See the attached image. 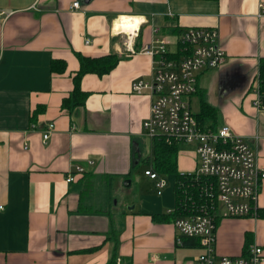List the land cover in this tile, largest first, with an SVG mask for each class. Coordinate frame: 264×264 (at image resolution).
I'll list each match as a JSON object with an SVG mask.
<instances>
[{
	"label": "crops",
	"instance_id": "1",
	"mask_svg": "<svg viewBox=\"0 0 264 264\" xmlns=\"http://www.w3.org/2000/svg\"><path fill=\"white\" fill-rule=\"evenodd\" d=\"M74 2L80 9L72 8ZM261 3L0 0V264H197L204 249L177 245L167 216L176 201L172 176L161 195L142 193L123 215L93 198L89 186L118 175L128 178L137 167L132 165L133 144L141 153L138 165L143 150L151 152L143 126L151 98L132 91L133 82L149 79L153 69V59L140 50L154 38H165L168 52L175 53L181 32L189 28L218 30L225 63L201 71L198 88L221 117L216 126L228 125L251 140L264 173V114L253 107L251 93L264 59ZM122 16L136 19L129 43L124 42L129 32H113ZM110 54L118 63L109 74L81 80L88 93L85 104L63 109L79 69L78 55ZM59 59L66 71L53 73L51 62ZM39 107L43 110L33 122ZM48 123L55 129L44 141ZM188 154L193 161L181 173L196 168L197 156ZM177 162L180 172V158ZM78 164L84 173L68 183V171ZM257 207L264 210V179ZM215 237L217 256L240 257L254 243L264 249V217L219 218Z\"/></svg>",
	"mask_w": 264,
	"mask_h": 264
},
{
	"label": "built area",
	"instance_id": "2",
	"mask_svg": "<svg viewBox=\"0 0 264 264\" xmlns=\"http://www.w3.org/2000/svg\"><path fill=\"white\" fill-rule=\"evenodd\" d=\"M80 6L79 2L72 4L75 9H80ZM259 6L264 16V4ZM3 15L4 12L0 11V20ZM154 31L157 32L158 28ZM120 34L124 33L117 35ZM134 35L127 34L124 42L129 43ZM85 43L90 44L91 39L87 38ZM167 44L165 38H154L142 47L140 52L153 59L152 74L147 80L133 82L132 91L150 95V115L143 123L149 139L160 137L168 143L193 144L196 148L195 170L182 173L191 177L187 184L191 188L184 190L183 205L188 206V212L173 221L176 243L181 246L187 238L199 239L204 252L197 264H264V249L255 243L249 246L247 255L243 257L217 256L215 252L216 220L258 217L257 200L264 179L257 163L258 152L249 138L236 135L228 125L202 124L191 110L189 99L199 90L198 74L225 63L218 30L189 28L182 31L179 45L189 54L181 60L170 57L169 54L173 53L168 52ZM251 93L253 107L264 114V86L259 69ZM31 127L36 126L32 124ZM54 129L53 123L46 125L42 132L44 141L49 139ZM253 139L258 142L260 137ZM87 162L94 164L92 160ZM84 171L82 165H75L68 171L66 181L73 182L75 176ZM144 175L156 181L157 194L161 195L168 185L169 176L161 177L153 170H145Z\"/></svg>",
	"mask_w": 264,
	"mask_h": 264
},
{
	"label": "trees",
	"instance_id": "3",
	"mask_svg": "<svg viewBox=\"0 0 264 264\" xmlns=\"http://www.w3.org/2000/svg\"><path fill=\"white\" fill-rule=\"evenodd\" d=\"M189 53L184 52L181 45L178 46L177 51L173 54H169L170 57H175L178 60L186 57ZM79 58V69L73 75V90L69 98L64 99L62 102L63 109L71 110L77 106H82L85 104L86 98L88 97V93L83 92L81 89V80L85 75L94 74L99 77L109 74L117 65L118 57L116 55H103L98 57H86L82 55H78ZM260 78L262 85L264 86V59L260 61L259 67ZM51 70L53 73H64L66 71V64L63 60H53L51 62ZM199 99V107L200 110L196 113V118L202 124H214L216 125L218 118V111L215 107L210 105L206 99L203 91L198 90L195 95ZM43 110V107H39L33 113L32 121L34 122L35 117L38 113ZM180 145L178 143H168L164 138H155L152 140L151 145V157L148 159L147 163L150 165V168L147 167L145 170H153L156 174L161 177L172 176L174 179L173 182V190L175 192L176 201L175 206L172 212H167V216L172 219L181 217L185 213L188 212L187 205H183V200L185 199L184 190L187 188H191L189 185V178H191L188 174H182L178 170V153H179ZM155 186L151 192L157 193V184L156 181ZM184 187H180L182 183H184ZM258 217H264V210L258 209ZM158 219V216L155 217ZM218 220V219H217ZM216 220V221H217ZM200 244L199 239L195 238H187L183 240L182 246L190 247L197 246ZM249 247V246H248ZM248 247L244 248L243 253L240 257L247 255ZM116 262L113 261L112 264Z\"/></svg>",
	"mask_w": 264,
	"mask_h": 264
},
{
	"label": "rangeland",
	"instance_id": "4",
	"mask_svg": "<svg viewBox=\"0 0 264 264\" xmlns=\"http://www.w3.org/2000/svg\"><path fill=\"white\" fill-rule=\"evenodd\" d=\"M191 110L194 113L199 112L200 107L198 97L192 98ZM218 118L221 119L220 115H218ZM195 150L196 148L193 144L180 145L178 153V159L180 158V172L182 169H186L187 165L189 164V160L193 161L188 153H190L192 156H195ZM150 157L151 152L149 149L146 148L143 150V157L139 165L137 164V167L133 169L131 175L128 178H125L123 175H118L112 177V179L109 181L106 179H100L96 184L91 183L89 188L93 189V198L101 199L102 204L109 205L114 215H123L125 212L129 211L131 207H134L138 202V199L142 193H154L151 192L154 188L153 182H151V180L144 175L145 169H147V167L150 168V165L147 163V158ZM183 158H185L184 161ZM182 173H192V171H182ZM127 180H130V186L125 185ZM91 192L85 194L84 198H89V194Z\"/></svg>",
	"mask_w": 264,
	"mask_h": 264
},
{
	"label": "bare ground",
	"instance_id": "5",
	"mask_svg": "<svg viewBox=\"0 0 264 264\" xmlns=\"http://www.w3.org/2000/svg\"><path fill=\"white\" fill-rule=\"evenodd\" d=\"M134 19L133 17H129V16H122L119 18V20L116 21L115 23V28H114V33H121L122 30H118V32H115V30L122 28L123 30H125L126 32H129L130 34L134 33L137 25L134 23Z\"/></svg>",
	"mask_w": 264,
	"mask_h": 264
},
{
	"label": "water",
	"instance_id": "6",
	"mask_svg": "<svg viewBox=\"0 0 264 264\" xmlns=\"http://www.w3.org/2000/svg\"><path fill=\"white\" fill-rule=\"evenodd\" d=\"M84 2L87 4L89 2V0H84ZM141 155L138 146L136 144H133V148H132V165L136 166L138 164V157ZM131 182L130 180H127L125 182L126 186H130ZM134 207H131V209H133Z\"/></svg>",
	"mask_w": 264,
	"mask_h": 264
}]
</instances>
